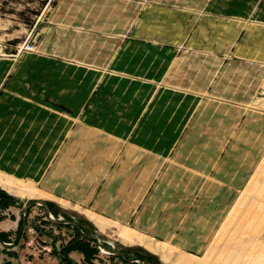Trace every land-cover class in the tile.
I'll use <instances>...</instances> for the list:
<instances>
[{
  "label": "rangeland",
  "instance_id": "rangeland-1",
  "mask_svg": "<svg viewBox=\"0 0 264 264\" xmlns=\"http://www.w3.org/2000/svg\"><path fill=\"white\" fill-rule=\"evenodd\" d=\"M253 4L0 0V149L22 151L1 238L41 199L142 264H264V20L230 22ZM24 216L0 264H137Z\"/></svg>",
  "mask_w": 264,
  "mask_h": 264
},
{
  "label": "bare ground",
  "instance_id": "bare-ground-1",
  "mask_svg": "<svg viewBox=\"0 0 264 264\" xmlns=\"http://www.w3.org/2000/svg\"><path fill=\"white\" fill-rule=\"evenodd\" d=\"M22 151L19 150H6L4 147L0 149V186L6 188L9 190L10 185H12L13 180L11 178L7 177H12V175L18 170L16 169V163L15 159L16 156H21ZM30 151L27 154V161L30 159ZM25 162V161H23ZM15 163V165H14ZM14 172V173H13ZM119 236L123 240L124 243H134L135 241L139 243H144L148 249L156 252L158 249V246L150 241L149 239L145 238L143 235L134 232L133 229L124 226V228L119 231ZM107 247L109 248H115L113 247L112 244H106ZM14 248V247H13ZM161 257L165 258L163 255ZM196 257V259H194ZM194 258H191L189 256L185 255H180L178 258H176V261L174 264H203L205 263L207 259V254L201 256H195Z\"/></svg>",
  "mask_w": 264,
  "mask_h": 264
},
{
  "label": "water",
  "instance_id": "water-1",
  "mask_svg": "<svg viewBox=\"0 0 264 264\" xmlns=\"http://www.w3.org/2000/svg\"><path fill=\"white\" fill-rule=\"evenodd\" d=\"M33 204H40L43 206L44 208V211H45V215L47 217V219L52 223V224H56V225H62V224H69L73 227H75L83 236L87 237V238H90V239H93L95 241V244L97 246L98 249H100L102 246L105 248L104 253H111V254H115L117 255L118 257L126 260V261H136L137 264H142V259L140 258H137V257H125L124 254L122 253V251H120L119 249H116L115 248H109L107 247L105 244H104V240L100 239L99 237H97L96 235L94 234H91V233H86L84 232L79 224L74 221L73 219H62V218H59V217H55L54 215H52V213L50 212L49 210V207L47 205V203L44 201V200H36V201H31L27 204H24L22 206V210H21V216H22V222H21V225L16 233V236L14 238L13 241L11 242H6L4 241L1 236H0V243L2 246H4L5 248L7 249H10V248H13L17 242H18V239L20 237V234H21V231L23 230L24 226H25V211L27 208H29L30 206H32Z\"/></svg>",
  "mask_w": 264,
  "mask_h": 264
},
{
  "label": "crops",
  "instance_id": "crops-1",
  "mask_svg": "<svg viewBox=\"0 0 264 264\" xmlns=\"http://www.w3.org/2000/svg\"><path fill=\"white\" fill-rule=\"evenodd\" d=\"M232 2H233V0H232ZM261 10H262V4H261L260 6L256 5V7H255L254 4H253V6H252L250 9L242 10L241 13H242L243 15L240 16L238 10H235L234 7H232V8H231L232 15H235V16L232 17V19H230V22H231L232 24H236V25H235V26H234V25L231 26V28H232V29H239V28L246 27L245 25L239 26V25H238V21H239V20H242V21L245 23V22H246V21H245V17H247V16H249V15L254 16V17H253L254 22H255V20H258V21H260V20H264V19H258V18H263ZM254 22H250V27H251V28H255V27H256ZM2 121H3V120H2ZM2 121H1V122H2ZM1 122H0V123H1ZM30 156H31V155H30ZM100 217H101V216H100Z\"/></svg>",
  "mask_w": 264,
  "mask_h": 264
},
{
  "label": "built area",
  "instance_id": "built-area-1",
  "mask_svg": "<svg viewBox=\"0 0 264 264\" xmlns=\"http://www.w3.org/2000/svg\"><path fill=\"white\" fill-rule=\"evenodd\" d=\"M59 218H61V217H59ZM105 242V241H104ZM105 244V243H104ZM106 245V244H105ZM100 250L101 251H104L105 250V248L102 246L101 248H100Z\"/></svg>",
  "mask_w": 264,
  "mask_h": 264
}]
</instances>
